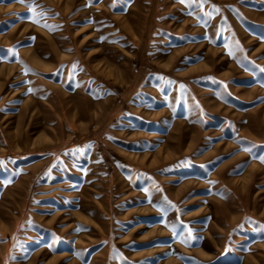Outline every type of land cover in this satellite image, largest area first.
Returning <instances> with one entry per match:
<instances>
[{"label": "rangeland", "instance_id": "rangeland-1", "mask_svg": "<svg viewBox=\"0 0 264 264\" xmlns=\"http://www.w3.org/2000/svg\"><path fill=\"white\" fill-rule=\"evenodd\" d=\"M32 3L0 0V264H264V0Z\"/></svg>", "mask_w": 264, "mask_h": 264}, {"label": "snow or ice", "instance_id": "snow-or-ice-1", "mask_svg": "<svg viewBox=\"0 0 264 264\" xmlns=\"http://www.w3.org/2000/svg\"><path fill=\"white\" fill-rule=\"evenodd\" d=\"M19 2L28 4V6H29V15L27 16V18L33 20V22H35V23H39L40 22L39 17L42 16V15H44L45 13H43V12H40V13L35 12V7L36 6L34 5V3H32V0H19ZM92 2H93V0H89V5ZM182 2H184V0H182ZM196 2L198 4H201L202 5L205 2V0H196ZM211 7L214 8V9H216L217 11H219V7L217 5H212ZM229 7H231V6H229ZM209 15H210V13H209ZM44 26L45 27H48L49 30H55V28L57 27L55 25H47V24H45ZM100 39L103 40L104 37L102 36V37H100ZM229 54L231 55V53H229ZM75 67H76V62L73 63V68H75ZM159 78L161 80H166V78L163 75H160ZM167 82L168 83H172V81H170V80H167ZM181 87H184V86L181 85ZM29 91H32V89H29ZM261 159L264 160V157H261ZM0 163H2V161H0ZM5 183H10V181H5ZM210 183H214V181H210ZM145 191H147V190H145ZM163 199L165 201H167V203L169 205H172V202L171 201H168L167 200V197H164ZM172 206L175 207V205H172ZM181 223H183V222H181ZM188 233H189V237H190L191 229H188ZM173 235L175 236L176 233L174 232Z\"/></svg>", "mask_w": 264, "mask_h": 264}]
</instances>
